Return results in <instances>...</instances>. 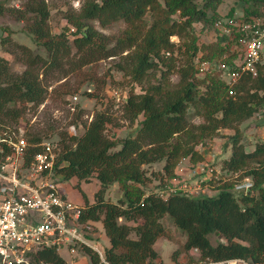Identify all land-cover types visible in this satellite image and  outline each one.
I'll list each match as a JSON object with an SVG mask.
<instances>
[{"label": "trees", "instance_id": "1", "mask_svg": "<svg viewBox=\"0 0 264 264\" xmlns=\"http://www.w3.org/2000/svg\"><path fill=\"white\" fill-rule=\"evenodd\" d=\"M220 1L203 0L202 6H198L197 0H83L77 10L70 6L57 9L73 28L69 32L68 27L58 32L51 30L48 0H23L20 8H8L9 13L23 21V29L47 54L33 53L10 37L1 38L4 52L23 58L25 68L20 73L13 72L8 60L0 55V126L18 123L27 103L38 105L43 101L47 83L39 75L57 78L85 64L119 55L117 68L133 82L147 81L150 72L159 68V62L166 67L161 75L166 78L173 61L174 43L170 37L188 35L196 21L208 23L211 19L206 8L216 10ZM252 1L261 4L264 11V0ZM3 10L0 3V14ZM148 13L151 21L140 30L139 24ZM247 13L254 15H240L263 16L262 11ZM119 20L127 27L115 38L94 25L105 26ZM218 38L225 40L223 36ZM189 48L190 56L178 69V88L165 90L158 82L141 92L130 90L124 104L125 116L130 122L142 116L134 135L118 140L108 137L105 126L110 116L106 110L95 111L88 122L73 124L76 134L60 133L55 171L65 179L97 180L92 202L82 193L79 221L83 226L88 221H101L109 242L103 255L111 264H176L178 250L171 254L173 262L166 263L153 246L158 237L167 235L161 222L165 214L186 233L182 249L198 250L193 262L240 258L248 264H264V142L246 150L239 129V124L264 103V61L257 64L255 76L243 73L229 86L214 74H199L194 63L198 47L193 40ZM224 51L225 45L216 47L212 55ZM235 55L234 52L222 56L221 60L229 64ZM190 106L205 121L197 125L196 131L188 128ZM221 128L233 130L230 153L223 159L222 168L238 175L233 181L218 185L217 194L186 195L176 191L160 197L145 187L149 176L144 164L164 159V174L174 177L180 157L200 160L194 144ZM25 136L30 143L43 139L38 133L27 131ZM245 177H251L253 185L249 192L237 193L234 185ZM113 183L118 190L115 200L106 197ZM212 233L223 240L212 243ZM81 248L88 253L91 264L99 263L96 251L84 244ZM32 259L67 264L55 246L37 249Z\"/></svg>", "mask_w": 264, "mask_h": 264}, {"label": "rangeland", "instance_id": "2", "mask_svg": "<svg viewBox=\"0 0 264 264\" xmlns=\"http://www.w3.org/2000/svg\"><path fill=\"white\" fill-rule=\"evenodd\" d=\"M83 0H48L51 4V16L49 25L53 32H58L64 27L73 30L57 9H63L70 6L78 9ZM23 0H0L3 5V13L0 14V40L3 37H10L17 43L28 46L33 53H39L46 56V51L32 40L30 33L23 29V21L16 19L14 15L9 13L8 8H20ZM198 6H202L203 0H197ZM263 11L261 4L252 0H221L216 10L208 7L210 19L208 23L196 21L192 24L188 35L177 36L172 35L170 41L174 43L172 51L173 61L172 69L168 76L162 79V72L166 67L159 62V68L151 71V75L141 83L133 82L124 71L119 70L116 66L120 61V56L103 58L72 71H69L65 76L42 78V82L47 83V94L43 101L38 105L27 103L22 115V123L26 126V131L29 134L38 133L43 139L55 140L59 143L60 133L71 131L70 126L73 124L88 122L95 111L106 110L110 116V122L105 126V134L114 139H122L129 135H134L140 115L135 121L130 122L124 113L125 99L130 90L132 92H141L149 84L162 82L163 89L174 90L178 88L179 68L183 67L185 60L190 56V43L193 40L197 45L198 51L195 58L198 56L199 62L206 60L209 65L206 70L199 74L209 73L220 78L218 65L222 61L221 57L228 54L233 55L234 52L229 49L230 46L218 38L214 32L213 22L217 17L225 15H254L247 11ZM177 18L176 15L173 16ZM218 17V18H219ZM144 20L139 24L140 30L151 21L150 14H146ZM213 20V22H211ZM94 25L105 34L115 38L122 34L127 24L121 20L111 22L105 26L99 23ZM135 31V30H133ZM225 51L220 55L213 56L212 52L216 47H223ZM132 47L131 50H133ZM128 50L122 52L126 54ZM236 53V52H235ZM0 55L8 60L11 70L15 73H20L24 68V59H19L18 56L4 52L0 44ZM236 56V55H235ZM203 57V58H202ZM126 63V62H124ZM195 63V59H194ZM128 66V63H126ZM46 79V81H45ZM221 79V78H220ZM222 80V79H221ZM91 93L93 95H88ZM76 96V98H74ZM72 107H74L72 109ZM81 112L78 114V110ZM189 120L188 128L196 131L197 125L205 123L202 115L195 108L190 106L187 110ZM264 103L257 111L249 118L243 120L239 124L241 133V142L246 150H252L255 143L264 142ZM11 127L13 123H9ZM76 126V125H75ZM232 129L221 128L211 136H205L194 144V150L201 156L200 160L193 161L190 156L180 157L177 162L174 177L168 178L163 172L165 160L144 164L143 168L149 179L145 183V187L149 190L160 191L166 194L170 189L190 193L189 195L197 194H217L218 185L223 182H231L238 175V172H228L222 168V161L228 157L230 153V135ZM59 146V144H58ZM119 147V146H118ZM117 147V148H118ZM96 180L91 177L89 181L77 180L76 178H59L57 186L59 191L67 198H82V193L88 200L89 195L97 186ZM89 188H92L89 189ZM186 190V191H185ZM116 183H113L106 192V197L115 200L118 196ZM72 200V199H71ZM83 202V198H82ZM165 228L166 234L160 236L154 243L155 250L159 253L160 260L172 263L171 254L174 250H178L175 263L176 264H191L193 263L194 254L192 251L182 249V244L185 241L186 233L174 225L172 218L165 214L161 219ZM95 230L92 232L91 238H86L87 246L94 251L103 254L105 247L109 245L108 239L104 233L100 220L93 221ZM84 231H90L88 226L82 227ZM84 234H86L84 232ZM209 240L212 243L222 241V237L217 234H210ZM60 256L66 263L71 264H91L88 253L81 248V245L76 247L75 252H70L66 244H61L57 250Z\"/></svg>", "mask_w": 264, "mask_h": 264}, {"label": "built area", "instance_id": "3", "mask_svg": "<svg viewBox=\"0 0 264 264\" xmlns=\"http://www.w3.org/2000/svg\"><path fill=\"white\" fill-rule=\"evenodd\" d=\"M213 25L214 32L223 36L232 46L229 49L236 52L231 63L220 61V78L231 86L243 73L255 76L257 64L264 61V15L248 18L225 15L217 18ZM165 54L170 52L165 51ZM195 65L202 72L209 63L199 62L197 56ZM70 128L76 134V126ZM25 131L22 121L12 127L0 126V264H50L33 261L32 253L46 246H55L58 250L61 244L75 252L78 245H88L84 234L87 231L83 232L79 221L83 206L65 197L57 186V179L63 178L55 171L58 143L51 139L30 143ZM33 147L37 148L32 150ZM252 185L251 177H245L235 183L234 190L247 193ZM173 192L176 190L170 189L165 195L160 191L155 194L166 197ZM190 251L198 256L196 248ZM98 257V264H111L103 254L98 253ZM191 264L248 263L232 258Z\"/></svg>", "mask_w": 264, "mask_h": 264}, {"label": "crops", "instance_id": "4", "mask_svg": "<svg viewBox=\"0 0 264 264\" xmlns=\"http://www.w3.org/2000/svg\"><path fill=\"white\" fill-rule=\"evenodd\" d=\"M95 179V178H94ZM96 180V179H95ZM96 182H97V180H96ZM97 186H98V184H97ZM98 187H96L95 188V190H93L92 192H91V194L89 195V199H88V202H92L93 201V194H94V192L96 191V189H97ZM89 189H91L92 190V188H89ZM72 199V201H74L75 203H78V204H80L81 206H83V202H82V198L81 199H78V198H76V199H74V198H71ZM101 222V221H100ZM86 226H88V227H90L91 228V230L90 231H87L86 232V238L88 239V238H91L92 236V232H94V230H95V227H94V223H93V221H88V223H87V225ZM108 239V238H107ZM166 263H169V262H166Z\"/></svg>", "mask_w": 264, "mask_h": 264}]
</instances>
